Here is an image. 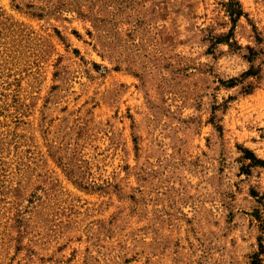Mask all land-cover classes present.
Returning <instances> with one entry per match:
<instances>
[{
	"label": "rangeland",
	"instance_id": "374dc122",
	"mask_svg": "<svg viewBox=\"0 0 264 264\" xmlns=\"http://www.w3.org/2000/svg\"><path fill=\"white\" fill-rule=\"evenodd\" d=\"M259 242L264 0H0V264Z\"/></svg>",
	"mask_w": 264,
	"mask_h": 264
},
{
	"label": "trees",
	"instance_id": "16d2710c",
	"mask_svg": "<svg viewBox=\"0 0 264 264\" xmlns=\"http://www.w3.org/2000/svg\"><path fill=\"white\" fill-rule=\"evenodd\" d=\"M230 14L233 15L236 11L234 10H229ZM237 14H240V12H236ZM262 238H259V240L261 241ZM263 254L264 255V243L259 242V250L254 252L252 254V264H258V262L261 260L260 255Z\"/></svg>",
	"mask_w": 264,
	"mask_h": 264
}]
</instances>
